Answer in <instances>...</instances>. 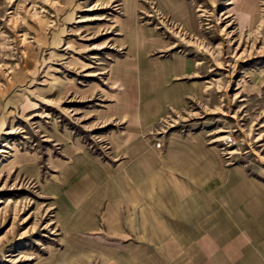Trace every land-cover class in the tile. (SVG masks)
<instances>
[{
    "label": "rangeland",
    "instance_id": "obj_1",
    "mask_svg": "<svg viewBox=\"0 0 264 264\" xmlns=\"http://www.w3.org/2000/svg\"><path fill=\"white\" fill-rule=\"evenodd\" d=\"M0 264H264V0H0Z\"/></svg>",
    "mask_w": 264,
    "mask_h": 264
},
{
    "label": "crops",
    "instance_id": "obj_2",
    "mask_svg": "<svg viewBox=\"0 0 264 264\" xmlns=\"http://www.w3.org/2000/svg\"><path fill=\"white\" fill-rule=\"evenodd\" d=\"M200 62H197V64H199ZM234 243V244H233ZM232 244V246H229V247H227V250H225V251H231L232 253L234 252V251H237V250H234V248H238L239 249V251H240V248L242 247V246H239L240 245V243H241V240H236L235 242H233Z\"/></svg>",
    "mask_w": 264,
    "mask_h": 264
},
{
    "label": "bare ground",
    "instance_id": "obj_3",
    "mask_svg": "<svg viewBox=\"0 0 264 264\" xmlns=\"http://www.w3.org/2000/svg\"><path fill=\"white\" fill-rule=\"evenodd\" d=\"M228 138L227 136L225 137V139Z\"/></svg>",
    "mask_w": 264,
    "mask_h": 264
}]
</instances>
